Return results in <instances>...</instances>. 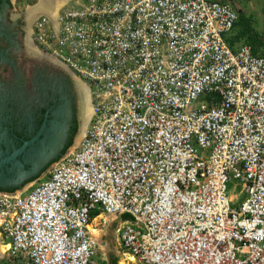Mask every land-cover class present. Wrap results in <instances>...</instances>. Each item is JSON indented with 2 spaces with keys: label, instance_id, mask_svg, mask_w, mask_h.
Returning a JSON list of instances; mask_svg holds the SVG:
<instances>
[{
  "label": "built area",
  "instance_id": "1",
  "mask_svg": "<svg viewBox=\"0 0 264 264\" xmlns=\"http://www.w3.org/2000/svg\"><path fill=\"white\" fill-rule=\"evenodd\" d=\"M237 19L220 0H63L32 21L92 114L44 180L0 192L14 264H99L95 211L131 217L136 264H264V56L229 44Z\"/></svg>",
  "mask_w": 264,
  "mask_h": 264
},
{
  "label": "flooded vegetation",
  "instance_id": "2",
  "mask_svg": "<svg viewBox=\"0 0 264 264\" xmlns=\"http://www.w3.org/2000/svg\"><path fill=\"white\" fill-rule=\"evenodd\" d=\"M10 7V0H0V160L23 150L0 168V178L6 183L9 171L35 172L15 184L0 183V192L37 180L69 149L84 107L82 83L35 47L26 16L7 15Z\"/></svg>",
  "mask_w": 264,
  "mask_h": 264
},
{
  "label": "rangeland",
  "instance_id": "3",
  "mask_svg": "<svg viewBox=\"0 0 264 264\" xmlns=\"http://www.w3.org/2000/svg\"><path fill=\"white\" fill-rule=\"evenodd\" d=\"M38 2V0H10L11 7L7 8L6 13L9 16L13 15H21L26 16L27 8L30 6L35 5ZM235 5L232 6L236 12L242 15L243 19L245 20L243 24H237L234 25L230 35L234 39L237 36L235 42L233 43V48H237L241 44H247L251 45V41H257L259 43L264 42V0H234ZM233 5V4H232ZM255 48L257 49L258 54L263 53V49L258 47V44H255ZM263 56V55H262ZM81 125V122H80ZM81 127V126H80ZM79 134V132H78ZM76 135L74 142L69 147V150L76 147V145L79 143L78 136ZM77 142V144H76ZM51 166L43 172V174L35 181L26 184L23 186L22 189H17L14 193H21L27 190H30L32 187H34L36 184H38L40 181L44 180V178L47 176ZM237 181L233 180L232 178L229 179L228 183L226 184V195L230 199V206L232 208H238L241 204V202L244 200L245 195L243 193H239V186H236ZM100 227V226H99ZM98 232V231H97ZM99 233V232H98ZM101 236L103 238H99L98 243V261L99 264H107L103 259L109 249V246L107 247V244L112 242L113 249L118 250V256H117V263L116 264H123L122 263V257L121 255V245L120 241L117 242L116 236L114 235V238L112 241H109L108 239H104L105 232H100ZM3 243L0 236V246L1 249H3ZM4 250V249H3ZM6 250H4V253L0 255V264H14V259L11 258V256L8 255V253H5ZM134 264H136L134 262Z\"/></svg>",
  "mask_w": 264,
  "mask_h": 264
},
{
  "label": "crops",
  "instance_id": "4",
  "mask_svg": "<svg viewBox=\"0 0 264 264\" xmlns=\"http://www.w3.org/2000/svg\"><path fill=\"white\" fill-rule=\"evenodd\" d=\"M121 222H123L122 215H118V214L110 215L99 211L96 216L91 217L89 227H94V232L91 233V229H90L91 236L93 237V239L97 241L98 244L99 238L100 237L103 238V236L100 235L101 234L100 232L103 231L105 232L104 239H108L109 241H112L115 235L117 242L119 243V236L117 229L119 228ZM112 242L107 244V247L109 246V249L103 259L105 262H107V264H110V261L112 259H116L119 254L117 249H113V245L111 244ZM120 253L123 264H134V261H132L133 259L129 255L124 253L123 250ZM116 263H117V259H116Z\"/></svg>",
  "mask_w": 264,
  "mask_h": 264
},
{
  "label": "bare ground",
  "instance_id": "5",
  "mask_svg": "<svg viewBox=\"0 0 264 264\" xmlns=\"http://www.w3.org/2000/svg\"><path fill=\"white\" fill-rule=\"evenodd\" d=\"M62 4H63V0H38V2L35 5L27 8V11L25 14L26 19L28 23H31L39 15H43V14L49 16L52 19L56 16L57 11ZM77 81L79 80L77 79ZM79 85H81V87L83 88L82 91L84 93V107H83V116H82L83 119H82L81 130L79 131L80 134L78 136L77 142L83 138L85 134V130L89 123L91 114H92L91 105L88 102L89 100L88 93L84 89V86L82 84H79ZM89 229H91V233L94 232V227H89ZM3 249L6 250L7 246H4ZM3 249H1V246H0V255L4 253Z\"/></svg>",
  "mask_w": 264,
  "mask_h": 264
},
{
  "label": "water",
  "instance_id": "6",
  "mask_svg": "<svg viewBox=\"0 0 264 264\" xmlns=\"http://www.w3.org/2000/svg\"><path fill=\"white\" fill-rule=\"evenodd\" d=\"M28 25L30 26V23H28ZM36 140V139H35ZM29 143H27L28 145ZM26 145V144H25ZM23 150V147H21L19 150L13 152L12 154L8 155L7 157L3 158L0 160V168L3 167V166H6V164H9L12 160H14L20 153L21 151ZM35 172V170H31V171H25V172H12L9 171V179L7 181H5L6 183H2V181H4L6 178V176H3L2 178H0V183L1 184H15L17 181H19L20 179H22V177H26V176H29L31 174H33ZM23 187H15V189H22Z\"/></svg>",
  "mask_w": 264,
  "mask_h": 264
},
{
  "label": "trees",
  "instance_id": "7",
  "mask_svg": "<svg viewBox=\"0 0 264 264\" xmlns=\"http://www.w3.org/2000/svg\"><path fill=\"white\" fill-rule=\"evenodd\" d=\"M244 21H245V20L243 19L242 15L239 14V15H238L237 22L235 23V26H236L237 24H243ZM237 38H239V36H237V35H236V37H235L234 39L231 38V39L229 40V44L232 46L233 43L235 42V40H236ZM250 43H251V45H250L251 50H252V52H253L254 54H258L257 49L255 48V44H258V47H260V48L263 49V53H261V54H259V55H263V56H264V42L259 43V42H257V41L252 40ZM69 144H71V142H70ZM57 159H58V158H56L53 162H55ZM14 190H15V189H11V190L6 191V192H13ZM98 212H99V211H95V212H93L91 216H92V217L96 216V215L98 214ZM122 219H123V221H129V220H131V217H130L129 215H127V214H123V215H122ZM115 262H116V259H112V260L110 261V264H115Z\"/></svg>",
  "mask_w": 264,
  "mask_h": 264
},
{
  "label": "clouds",
  "instance_id": "8",
  "mask_svg": "<svg viewBox=\"0 0 264 264\" xmlns=\"http://www.w3.org/2000/svg\"><path fill=\"white\" fill-rule=\"evenodd\" d=\"M237 15H238V13H237ZM57 160H58V159H57ZM57 160H56V161H57ZM51 166H52V165H51ZM14 192H16V189H15L13 192H10V193H14Z\"/></svg>",
  "mask_w": 264,
  "mask_h": 264
}]
</instances>
